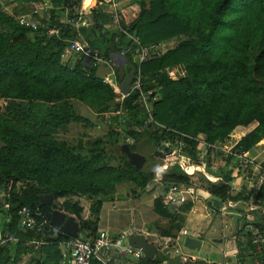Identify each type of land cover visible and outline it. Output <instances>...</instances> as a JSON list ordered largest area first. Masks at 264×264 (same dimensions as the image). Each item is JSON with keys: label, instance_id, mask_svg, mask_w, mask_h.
<instances>
[{"label": "trees", "instance_id": "obj_1", "mask_svg": "<svg viewBox=\"0 0 264 264\" xmlns=\"http://www.w3.org/2000/svg\"><path fill=\"white\" fill-rule=\"evenodd\" d=\"M15 1L17 7L29 12L27 5L44 0ZM51 1L61 11L66 8L74 15L78 9L93 18L94 24L83 29L81 35L105 58L125 53L126 64L122 73H117L121 77L134 67L138 69L134 54L140 46L181 35L189 38L143 62L142 89H132L110 110L114 90L96 76L94 65L89 68L78 61L70 69L61 63L65 49L80 30L61 24L55 10L50 19H41L43 23L37 29L0 11V99L5 101L0 108V193H5L10 206V220L5 227L7 232L29 241L25 253L40 251L44 255L38 264H62L60 244L72 239L47 229L55 209L75 217L80 224L77 238L95 237L103 202L115 198L117 184L130 181L144 192L156 180L158 175L147 165L138 169L128 160L122 150L124 144H129L127 137L134 140L129 144L131 150L144 155L149 163L162 164L171 156L177 161L159 175L165 192L191 185V174L183 169L188 161L182 165L181 155L198 162L200 137L209 146L204 160L210 168L215 163L211 151L222 152L221 157L216 156L218 163H230L264 138V0H150V7L146 0H137L118 11L117 34L106 31L105 25L110 22L111 5L119 0ZM50 29L59 32L49 35ZM125 31L137 39L136 45L123 42ZM178 65H185L186 76L170 77L167 70ZM141 91L149 95L150 111L140 99ZM74 99L99 107V115L121 111L114 118L124 119L126 129L123 133L116 129L107 132L104 139L96 140L87 150L58 140L55 135L59 130L72 123L97 125L79 112ZM253 123L256 126L250 128ZM157 125L163 128L160 132ZM238 127L247 132L236 137ZM228 143L232 146L225 151ZM117 160V164L112 163ZM250 163L247 167L241 163L240 168L254 180ZM218 171L219 181L207 187L213 197L227 204L250 201L243 192L233 194V183L240 172L233 175L232 170L222 167ZM200 179L206 181L202 175ZM254 183L253 201L257 202L264 183L258 186L256 179ZM42 194H52L53 203H41ZM71 196L93 200L92 219H84L78 202L58 200ZM22 207L40 210L37 220L44 223L40 231L20 228ZM154 208L168 222L152 223L150 232L179 237L184 224L181 211H170L160 199L155 200ZM252 225L255 233L248 232L243 237L255 249V234H264V223L257 220ZM34 240L46 243L37 249ZM243 247L240 245V251ZM244 261L240 252L233 264ZM162 262L146 257L141 261ZM0 264L17 263L0 247ZM92 264L101 263L95 260ZM185 264H192L190 258Z\"/></svg>", "mask_w": 264, "mask_h": 264}, {"label": "crops", "instance_id": "obj_2", "mask_svg": "<svg viewBox=\"0 0 264 264\" xmlns=\"http://www.w3.org/2000/svg\"><path fill=\"white\" fill-rule=\"evenodd\" d=\"M44 1L34 2L27 5L28 9L30 10H32L31 8L32 5L40 4L42 6L44 5L46 6L43 12H39L38 14L33 15L34 18L41 17L39 20L41 24L43 23L41 19L51 18L52 10L57 11L56 15L59 16L57 18L60 20V22L66 17L73 16L69 13L68 9L65 8V11H61V8H59V6L57 7L54 6L51 0H44ZM136 1L137 0H119L118 9L121 10L125 6L130 5ZM111 7H112V11L110 12V22L109 24L105 25V28L106 31L117 34L119 33L118 31H120V27L114 25L112 22V15L114 13V8L113 5H111ZM31 13L32 12L30 13L27 12L26 14H31ZM76 14H81L78 9L75 10L74 15ZM89 19H90L89 26L76 28L80 30V34H78L73 40L83 39L85 41L84 36L81 35V31L83 29L90 28L94 24V20L91 16H89ZM19 22L21 23V20H19ZM125 32L126 33L122 35L123 42L126 43L131 41V39H134L138 43L137 39L133 35H131L127 31ZM74 55L72 53L64 52L61 58V63L64 66L69 67L70 69L74 68V66L78 63V61H81L89 68H93L92 66L94 65L96 70L95 71L96 76L99 79H101L105 85H109V87H111L114 90V93L116 95L117 92L113 87V80L117 78H119L121 81L123 80V77H121V75L118 76L117 73L118 72L119 74L122 73L121 68L124 67V65L126 64V58L124 61V65L120 69H117L114 72L111 69V66L105 63L107 62V60L112 61V58L114 57V55H116L114 53L110 54V57L106 58L104 62H99V63L90 62L89 60L86 61L83 60L81 57H78V61L76 62L73 60V58L71 59V57ZM178 68L181 69V67ZM178 68L175 67V68H171L170 70H167L169 76L170 77L186 76L187 74L186 68L183 70L184 72L182 71L179 73H178ZM171 71L174 75H171ZM73 102L74 103L80 102L82 104L87 105L85 102L80 101L78 99H74ZM77 106L79 105L77 104ZM87 107L89 106L87 105ZM89 109L91 108L89 107ZM113 114H120V111ZM99 129H101L102 132L104 130V128H100V127ZM106 132H109V129H106ZM246 132L247 131L245 130V132L236 133V135L237 137H240L243 136ZM129 139L132 138L127 137L126 141L129 144L134 142V140L130 141ZM231 146L232 144L228 143L227 145H225V148H223V146H220V148H223L225 151H228L227 149L231 148ZM197 149L199 150V158H200L198 162H196L190 156L187 157L188 158L187 161L193 162L197 168H191L188 170L189 173L191 174V185L187 187L188 189H190V192L185 195L186 199L184 202H175V203L166 202L164 200V196L168 192L163 191L162 183H161V188L160 186L158 187L156 185L154 187L153 186L149 187L144 192H140V189H138L134 183L130 181L122 182L116 185L115 198L105 200L103 202V206L100 211L97 230H106L111 236L114 237H118L124 233L127 234L126 235L127 238L128 236H133L137 234L144 235L149 242L157 246L158 250L154 259L157 258L160 262L164 260V262H162L161 264H185L188 258H190L192 264H196V263L233 264L234 261L238 260V256L240 252L244 256L246 262H254L256 260L255 249L254 247L249 246V242L247 241V238L243 236L248 232L255 233L256 229L253 227L252 222H256L257 220H259L260 222L264 223V189H263L264 186L262 188L261 198L258 199L257 202L253 201L252 192L255 188V183H254L255 179L254 180L251 179L250 174L248 175L247 173L245 174L243 173V170L240 168L241 158L239 156H235L230 163H227L226 161H222V163H214V166L210 168L209 166H207V162L204 160V156L208 152L209 146L204 141L203 137H200ZM246 156L251 161L250 168L252 174L254 176H261V175L263 176L264 175V138L260 143L255 145L252 149H250L246 153ZM171 157L165 160L162 164H160V174L166 172L169 168L173 167L175 163H177V161L171 159ZM180 163L183 165L182 160L180 161ZM220 167H222L225 170H232L233 175H237L240 172L239 175L236 176V179L233 183V188H234L233 194L237 195L238 193L243 192L244 194H246L248 197L251 198L250 201L248 202L232 201L229 204L221 203L219 201L220 205L218 209L214 208L213 205H210L211 200L217 198L211 195L207 187L209 183L213 184L219 181V176H217V173L219 172L218 169ZM200 175H202L203 178H205L206 180L205 182L201 181ZM133 192H135V195ZM3 193L0 194V199H1L0 201H2L0 202V207L2 204L6 203L5 194ZM67 199L72 200L74 202H78V204L83 208L82 214L84 219H92L91 205L93 203V200L88 199L87 197H77V196L60 198L58 200L60 203H63ZM156 199H160L163 204L168 206L170 211H181L184 217V224L181 229V233L179 237L173 238V237L162 236L150 232L149 228L152 223L160 220H162L164 223L168 222L167 219L163 218L162 216H160L155 212L154 203ZM61 211L64 212V210ZM222 215H227L228 218H224ZM9 220H10L9 214H6L2 218L3 224L0 225V231L2 235L11 233V232H7L5 227L6 222H8ZM227 224L229 225V228H227ZM21 229L24 230L23 228ZM184 231L187 232V235L184 234ZM208 232H211V234L215 235L213 239V244L215 245L210 246L208 251L209 253L204 254L202 253L201 249L191 250L185 247V239L188 236H191L195 239L202 241V246H203V239L208 234ZM28 242L29 241H25L24 239H20L17 237V243L15 248L13 250L8 251V253H10V255L12 256V260L14 259L16 260V256H18L19 253L18 249L21 248L23 250L25 245L28 244ZM127 243L128 242H126V244ZM240 245L244 246L242 251H240ZM38 248L40 249V247H37V249ZM60 249L62 253V259H61V263H62L63 255H64L63 253L65 252L63 242L60 244ZM24 251L25 250H23V255L25 257H28V259L30 256H34L35 254L39 255V253H41L40 251H38L35 254H32L29 252L25 253ZM112 255H113V259L118 263L133 264L135 262V259L133 257L120 253L119 249H117L115 252H112ZM41 257L44 258V255H41ZM20 263L25 264L26 262L25 260H22Z\"/></svg>", "mask_w": 264, "mask_h": 264}, {"label": "built area", "instance_id": "obj_3", "mask_svg": "<svg viewBox=\"0 0 264 264\" xmlns=\"http://www.w3.org/2000/svg\"><path fill=\"white\" fill-rule=\"evenodd\" d=\"M118 1L113 3L114 13L112 15V22L114 25L120 27V18L118 15ZM21 23L24 24V20H21ZM61 24L64 26H73L75 28L87 27L90 25L89 16L83 14H76L73 16L66 17L61 20ZM34 29H37L36 25H32ZM58 30H49V35L57 34ZM126 33V32H124ZM162 43L154 44L151 46H140L136 49L134 54V61L138 65L136 71V77L134 80V86L132 89H142V74L140 66L143 62L150 60L153 57L162 55L165 51L162 50ZM66 53H72L81 57L83 60L90 62H104L105 56L102 53H99L92 49L83 39L72 40L68 47L65 49ZM170 70V69H168ZM124 96V95H123ZM125 97V96H124ZM140 99L145 104L146 108L150 111L152 109L151 104L149 103V95L145 92H140ZM183 146V142L180 143ZM247 152H243L239 157L241 158V163L244 167L249 165V159L246 156ZM174 158L177 155H173ZM175 160V159H173ZM191 168H197L193 162H187L186 165H183L184 170H189ZM256 177V176H255ZM258 186H261L264 183V176H258L255 178ZM190 192L186 186L172 187L170 191L164 196L166 202H184L185 195ZM1 192L0 194H2ZM5 194V193H3ZM1 200V199H0ZM2 202V201H0ZM41 212L38 208L31 209L29 207H22L19 210V216L21 218L20 226L26 230H37L40 231L44 223H39L37 216H40ZM184 234L187 235V232L184 231ZM127 234H122L118 237L111 236L106 230H99L98 234L95 237L80 239L72 238L68 241H64L63 245L65 252L63 253L62 264H92L93 261L97 260L101 264H123L118 263L113 259L112 252H115L117 249L120 250V253L131 256L135 259L133 264H142L141 261L144 258V253L137 248L129 246L127 243L124 244L123 238ZM253 243L255 244V253L256 260L254 262H242L236 264H264V234L256 233ZM17 241L16 236L13 233H7L0 237V247L4 248L5 246L14 243ZM33 243L38 247L44 245L46 242L44 240H34Z\"/></svg>", "mask_w": 264, "mask_h": 264}, {"label": "rangeland", "instance_id": "obj_4", "mask_svg": "<svg viewBox=\"0 0 264 264\" xmlns=\"http://www.w3.org/2000/svg\"><path fill=\"white\" fill-rule=\"evenodd\" d=\"M146 1H147V5L150 7V0H146ZM31 8H32V10H30L29 13L30 12H32V13L31 14H26L27 12L24 10V8L17 7L16 6V2L14 0H0V11H5V12H8V13H10L12 15H15L18 20H22L23 19L27 26H31V27H32V25L39 26L41 24V22H39L41 17H38V18L35 17L36 18L35 19L33 15H36L39 12H43L44 8H46V6L45 5L42 6V5L39 4V5H32ZM23 14H25V15H23ZM188 38L189 37L186 36V35H181L179 37L171 38V39H169L167 41H163V42H161L162 45H163L162 50L166 52L169 49L175 48V47L178 46V44L181 41L186 40ZM131 41H132L133 44H135V45L137 44V42L134 39H131ZM131 50H135V49L133 48ZM72 58H73L74 61H76V62L78 61V56L77 55L72 56L71 59ZM124 61H125V55H124V53L121 52L119 54L114 55V57L112 58V61L107 60V62H105V63L110 65L111 69L115 72L117 69H120L124 65ZM176 67L177 68L181 67V69L178 68V73L182 72L186 68L185 65H178ZM173 68H175V67H173ZM171 75H174L172 73V71H171ZM120 81L121 80L119 78L113 80V87L115 88L117 93L112 98V102L110 103V105H111V109L110 110H113L115 103L119 104L124 99V96L121 93V91L119 90V86H118ZM110 93L111 94L113 93L112 90H111ZM109 95L110 94H108L107 97ZM76 104L79 105L78 108L80 109V112L83 115L87 116L88 118H90V120H92L93 122H95L98 125L85 126L83 124L72 123V124L64 127L63 129L59 130V132L55 135V137L58 140L66 141L70 145H73V146H81V147H83L84 150H87V149L90 148V146L96 140L105 138V135L107 133L106 129H109V131H111L113 129H117V130H119L122 133L126 129V126L124 124V119H120V120L115 119L114 118V116H116L115 114H113V113L111 114V113L107 112L106 114L99 115L97 113V110H99V107L98 108L90 107L91 109H89V107H87V105L82 104L80 102H76ZM4 105H5V101L3 99H0V108H1V110H2ZM120 113H121V111H120ZM255 126H256V123H253L250 128H253ZM99 127L100 128H104V130L102 129L103 132L101 131V129H99ZM162 129L163 128L161 126L157 125V130H159V132ZM245 130H246V128L244 129V128L238 127L237 130H236V133L245 132ZM236 137H237V135H236ZM129 140L133 141V138L129 139ZM2 148H3V144L0 141V152H1ZM212 155L213 156H212L211 159L215 163H218V160H217L216 156L217 157H219V156L221 157L222 156V152L217 151L215 153L213 151ZM181 156H182L181 160H182L183 164H185L187 162L188 158L185 157L184 155H181ZM112 163L113 164H117L118 160L117 161H112ZM145 165H147V167L150 170L155 171L156 174L158 175L156 180L153 182V184L150 187H152V186L154 187V186L157 185L158 187L160 186V188H161V179L159 177V175H160V163L159 164L158 163H149L148 161H146ZM9 210H10V206H9V204L7 202L5 204L1 205V207H0V225L3 224L2 218L6 214H9ZM69 212L72 213L71 210H69ZM222 216L224 218H228L227 215H222ZM227 228H229L228 224H227ZM86 232H89V231L87 230ZM1 236H2V233L0 231V237ZM17 237L20 238V239L26 240V238H24L22 236H17L16 235V238ZM214 237H215V235L211 234V232H208V234L204 237L203 246L201 248L202 253H204V254L205 253H209L208 251H209L210 246L215 245V244H213ZM123 240H124V244L126 245V242H127L126 237H124ZM16 243H17V241L15 243H11V244L5 246L4 248H2V247L1 248L2 249H6V251L8 252V251L13 250L15 248ZM18 250H19V253H18V256H16L17 263H20L22 260H25V262H26L25 264H38L37 261L43 259L42 258L43 256L41 257V255H42L41 253H39V255L35 254L34 256H30L29 259H28V257H25L23 255V250L24 249L22 250L20 248Z\"/></svg>", "mask_w": 264, "mask_h": 264}, {"label": "water", "instance_id": "obj_5", "mask_svg": "<svg viewBox=\"0 0 264 264\" xmlns=\"http://www.w3.org/2000/svg\"><path fill=\"white\" fill-rule=\"evenodd\" d=\"M136 77V68L132 70L123 77V80L119 84V89L124 96H128L132 91V84ZM123 152L127 155L128 160L138 169L142 168L147 161V158L131 150L129 144H124L122 146ZM40 201L44 205H51L54 201L52 194H42L40 195ZM210 205L218 209L220 202L217 199H212ZM52 233H61L65 236L71 238H77L79 235L80 224L76 221L74 216H66V214L60 209H55L52 212L50 225L47 227ZM127 242L129 246L133 248L140 249L145 257L149 260H153L157 253V246L147 240V238L142 234H137L133 236H128ZM202 246V241L188 236L185 239V247L191 250H200Z\"/></svg>", "mask_w": 264, "mask_h": 264}]
</instances>
